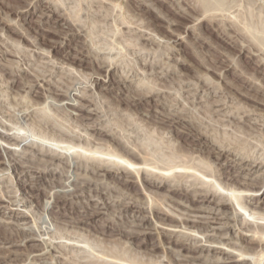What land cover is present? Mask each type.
Instances as JSON below:
<instances>
[{"label":"rangeland","instance_id":"1","mask_svg":"<svg viewBox=\"0 0 264 264\" xmlns=\"http://www.w3.org/2000/svg\"><path fill=\"white\" fill-rule=\"evenodd\" d=\"M126 148L146 164L133 167ZM92 158L152 171L95 172ZM0 162V236L17 240L10 253L0 247L5 264L223 261L172 241L264 264L246 242L254 230L264 236V0H0ZM162 166L171 187L150 184ZM182 187L232 198L222 239L190 227L161 233L173 217L219 213L192 205Z\"/></svg>","mask_w":264,"mask_h":264},{"label":"bare ground","instance_id":"2","mask_svg":"<svg viewBox=\"0 0 264 264\" xmlns=\"http://www.w3.org/2000/svg\"><path fill=\"white\" fill-rule=\"evenodd\" d=\"M101 65V64H100ZM106 66V65H105ZM98 69V68H97ZM85 95V94H84ZM43 102V101H42ZM36 104V103H35ZM33 116V115H32ZM163 116V115H162ZM167 116V115H166ZM169 118H171V117H169ZM178 118V117H177ZM184 119V118H183ZM46 121V120H45ZM165 123V122H164ZM45 124V123H44ZM8 126V125H7ZM35 126V125H34ZM37 126V125H36ZM50 126V125H49ZM58 126V125H57ZM50 128H52V127H50ZM54 128V127H53ZM52 128V129H53ZM194 128V127H193ZM58 129V128H57ZM195 129V128H194ZM188 130H190V129H188ZM51 131H53V130H51ZM59 133V132H58ZM62 133V132H61ZM68 133V132H67ZM201 134V133H200ZM61 135V134H60ZM189 135V134H188ZM194 135V134H193ZM72 138H74V137H72ZM118 139V138H117ZM58 142H60V141H58ZM62 142H64V141H62ZM97 142V141H96ZM116 142V141H115ZM59 145V144H58ZM114 145H116V144H114ZM125 145V144H124ZM8 146V145H7ZM119 146V145H118ZM62 147V146H61ZM79 147V146H78ZM87 147V146H86ZM109 147V146H108ZM60 148V147H59ZM77 148V147H76ZM94 148V147H93ZM102 148V147H101ZM100 148V149H101ZM122 149H123V147H121ZM121 148L119 147V149L121 150ZM41 149V148H40ZM55 149V148H54ZM66 149H68V148H66ZM75 149V148H74ZM39 150V149H38ZM58 150V149H57ZM69 150H70V148H69ZM71 150H72V148H71ZM46 151V150H45ZM83 151V150H82ZM110 152H112V149L111 150H109ZM123 151H125V153H126V159L128 160V162L130 163V164H132V166L134 167V164H146V162H147V159H146V157H144L143 155H141V153H138L137 151H129L127 148L126 149H124ZM39 152V151H38ZM65 152V151H64ZM67 152V151H66ZM86 152V151H85ZM104 152V151H103ZM118 152V151H117ZM142 152V151H141ZM47 153V152H46ZM50 152H48V154H49ZM71 153H72V151H71ZM65 154V153H64ZM85 154V153H84ZM111 154H113V152L111 153ZM47 155V154H46ZM49 156V155H48ZM54 156V155H53ZM92 156V155H91ZM98 156V155H97ZM146 156V155H145ZM148 156V155H147ZM57 157H58V155H57ZM102 157V156H101ZM109 157H111L110 155H109ZM115 157V156H114ZM56 158V157H55ZM60 158V157H59ZM103 158V157H102ZM105 158V157H104ZM113 158V157H112ZM112 158H110V160L112 159ZM116 158V157H115ZM120 158V157H119ZM148 158V157H147ZM51 159H53V157L51 158ZM96 159H98V158H96ZM100 159V158H99ZM107 159V158H106ZM109 159V158H108ZM92 160H93V158H92ZM125 160V159H124ZM152 160V159H151ZM4 161V160H3ZM58 161V160H57ZM100 161H101V159H100ZM44 162V161H43ZM47 163L49 162V161H46ZM93 163V165L95 166L94 167V171L95 172H99L100 170H103V169H108V168H112V167H115V168H117V169H122L124 172H126V173H128L129 174V177H136V176H139L140 175V173H141V175H144V176H141V177H143L144 179H146V177H145V174H150V172L152 171H149L150 169H148V171L145 169V168H143L142 170H144V171H141L140 172V169H141V166L139 165V167L137 168V170H133V169H131L130 167H128V166H126V165H124L123 166V164L121 165L120 164V162H119V164H118V162H115L114 160H113V162H112V165H107L105 162H106V160H105V162H103V163H101V162H99V161H96V160H93L92 161ZM110 162V161H109ZM255 162V161H254ZM0 163H4V162H0ZM121 163H123V162H121ZM250 163V162H249ZM251 163H252V161H251ZM250 163V164H251ZM125 164V163H124ZM156 164V163H155ZM170 164H173V163H170ZM253 164V163H252ZM255 164V163H254ZM261 164V163H260ZM260 164H257V165H253V168H255V170H257L258 169V172H259V170L261 171V168L263 167V165H262V167H261V165ZM90 166V165H89ZM148 166V165H147ZM169 165H167V167H168ZM251 166V165H250ZM85 167V166H84ZM87 167V166H86ZM132 167V168H133ZM149 167V166H148ZM153 167V166H152ZM161 167V166H160ZM167 167H165L164 166V169H166ZM170 167V166H169ZM174 167V166H173ZM252 167V166H251ZM91 168V167H90ZM92 168H93V166H92ZM175 168V167H174ZM193 168V167H192ZM244 168V167H243ZM79 169V168H78ZM84 169V168H83ZM135 169V168H134ZM164 169H163V166H162V168H160V170L158 171V172H155V173H153L154 174V176H156L157 178H154V180L152 179L151 181H150V184L152 185V186H154V187H160V186H162L163 184H170V182L171 181H174V179H172V180H170V176L168 175V174H164L165 172H163L164 171ZM176 169V168H175ZM184 169H186V168H184ZM189 169V168H188ZM188 169H186L185 170V172H183V173H180V176L181 177H187V176H190V175H192V172H188ZM194 169V168H193ZM80 170V169H79ZM111 170V169H110ZM115 170V169H114ZM168 171L169 170H173V169H167ZM199 170V169H198ZM83 171V170H82ZM156 171V170H155ZM167 171V172H168ZM170 171V172H171ZM184 171V170H183ZM192 171V170H191ZM85 172V171H84ZM106 172V171H105ZM118 172V171H117ZM179 172H181V170L179 171ZM178 172V173H179ZM194 172V171H193ZM257 172V171H256ZM19 173V172H18ZM40 173V172H39ZM36 174V177H35V180L36 181H41L42 179L44 180L45 178H43V175L42 174ZM90 173V172H89ZM91 173H93L92 171H91ZM107 173H108V171H107ZM109 173H110V171H109ZM205 173V172H204ZM22 174V173H21ZM45 174V173H44ZM152 174V173H151ZM211 174V173H210ZM209 174V177H211V175ZM114 175V174H113ZM119 175V174H118ZM171 175V174H170ZM208 175V174H207ZM127 176V175H126ZM178 176H179V174H178ZM193 176V175H192ZM200 176V175H199ZM44 177H45V175H44ZM129 177H127V178H129ZM245 177V176H244ZM250 177V176H249ZM127 178H126V180H127ZM132 178L130 179V180H132ZM252 178V177H251ZM250 178V179H251ZM176 179H178L177 178V176H176ZM206 179H209V178H206ZM206 179H204V180H206ZM231 179V178H230ZM232 179H234L235 181H237V182H239V183H241V181H243L241 184H243V185H245V186H248V187H250V188H252V189H250V190H252L253 191V189H257V188H260V189H262L263 187H262V185L261 186H258V185H254V184H248V183H246L247 181V179L248 178H242V177H237V178H232ZM185 180H187V179H185ZM36 181H35V183H36ZM257 181V180H256ZM34 182V181H33ZM178 182V181H177ZM253 182V181H252ZM173 183V182H172ZM205 183V182H204ZM33 184V183H32ZM180 184V183H179ZM178 184V185H179ZM257 184V183H256ZM83 185V184H82ZM77 186H79L78 184H77ZM76 185H75V187H77ZM173 186V185H172ZM183 186V185H182ZM170 187H171V184H170ZM179 187V186H178ZM78 188V187H77ZM79 188H81L80 186H79ZM179 189V188H178ZM177 189H171V191H176ZM181 190V189H180ZM184 189H183V187H182V191H183ZM187 193H186V192ZM189 191H188V189H185L184 190V193H186V195L185 194H182L184 197H186L190 202H191V204L193 205L194 203H200L201 204V206L204 204V203H209L210 204V206L209 207H211L210 209H214V210H217V211H219V213H216V212H214V213H211L209 216H205V217H202V216H198V215H189L190 217H184V218H179V217H173V219L174 220H176L177 222H175V223H177V224H174V225H169V224H165L164 222L162 223V226L160 227L161 228V233L162 234H164V235H166L167 234V232L169 231V229L167 228V226H173V227H182V228H186V227H190V228H194V229H198V230H207V231H210V232H212V233H210V234H205V241H209V240H213V239H215L216 238V240H217V238H219V239H222L223 237H222V233H228V231L229 230H231V228L230 227H227V226H223L222 224H224V223H229L231 220H232V218L230 217L231 215H233V214H235V209L234 208H231V204H233V201L231 202V200H232V198H230V202H228V201H219V200H217L219 197H221L222 196V194H221V192L220 193H217L216 192V190H211L210 188H201V189H199V190H197V189H195V190H193V195H192V193L190 194V193H188ZM199 192V193H198ZM56 193V192H55ZM62 195H64V194H62ZM61 195V196H62ZM192 195V196H191ZM253 195V194H252ZM54 200H55V204H56V206H60L61 204H64L65 205V203H64V200H66V199H64L63 200V197H62V199H61V197H60V195H56V196H54ZM200 198H202V199H200ZM67 201V200H66ZM4 202H7L6 200H4L3 198H1L0 197V209H2V208H7L8 206H7V204L6 203H4ZM158 202V201H157ZM103 203V202H102ZM135 203V202H134ZM6 204V205H5ZM133 204V203H132ZM240 204V203H239ZM199 205V204H198ZM63 205H61V207H62ZM124 206V205H123ZM233 207V206H232ZM125 208V207H124ZM131 208V207H130ZM133 208V207H132ZM236 208V207H235ZM120 209V208H119ZM123 209V208H122ZM234 209V210H233ZM130 210V209H129ZM203 209H201V207L200 206H192L191 207V211L192 212H201ZM85 211V210H84ZM143 211V210H142ZM87 212V211H86ZM138 212V211H137ZM139 212H141V211H139ZM158 213H159V211H158ZM161 213V212H160ZM17 214V213H16ZM136 215V214H135ZM143 215V214H142ZM162 215H163V213H162ZM164 215H169L168 213H166V214H164ZM223 215V216H222ZM146 216V215H145ZM136 217H137V215H136ZM251 217V216H250ZM142 218V217H141ZM252 218V217H251ZM262 217H260V219H261ZM138 219V218H137ZM146 219H148L147 217H146ZM146 219L144 218H142V219H140V217H139V220H140V222L142 221V222H144V221H146ZM259 219V218H258ZM251 222V221H250ZM145 224V223H144ZM140 225V224H139ZM138 226V225H137ZM145 228V227H144ZM247 228V227H246ZM16 229V228H15ZM142 230V229H141ZM168 230V231H167ZM260 230H262L261 229V226H260ZM258 231V230H257ZM26 232V231H25ZM171 232V231H170ZM254 233H252V235H251V238H249V240H247L246 239V242H248V243H252V244H256V247L255 248H252L254 251H262V253L264 254V236L263 235H261L260 233H256V230H254L253 231ZM2 233V232H1ZM11 233V232H10ZM22 233V232H21ZM136 233V232H135ZM3 234V233H2ZM20 234V233H19ZM23 234V233H22ZM140 234V233H139ZM169 234V233H168ZM260 234V235H259ZM15 235V234H14ZM12 236V234H11V236H6V237H1L0 236V244L2 245V246H0V247H5V248H7V252L9 251V253H10V250H8V247L9 246H12V245H15L16 243V239H13V237L15 238V236ZM21 235V234H20ZM186 235V234H185ZM3 236V235H2ZM19 236V235H18ZM30 236V235H29ZM25 237H28L27 236V234H23V237L21 236V239H20V236H19V240H23V238H25ZM17 238V237H16ZM29 238V237H28ZM191 238V237H190ZM194 238V237H193ZM18 239V238H17ZM16 240V241H15ZM19 243V242H18ZM51 243V242H50ZM172 243L173 244H177V245H181L182 244V246H184V249L188 252V253H190V256L192 257V258H195V256H194V254H196V253H198L199 251H205V250H207V251H212V252H216L217 254H219V255H222V259H223V261H221L219 264H247V261H244V260H241V259H236V258H234V257H236L235 255H234V257L231 255V253L229 254V252H225V251H223V250H221V249H217V248H215V247H212V246H206L205 248L204 247H198V248H192V247H188V246H185L186 244L185 243H182V242H180V241H172ZM209 244H211V243H209ZM6 245V246H5ZM250 247V246H249ZM247 248V250H249V249H251V248ZM33 249V248H32ZM238 249V248H237ZM244 249V251H242L241 252V254H240V256L241 255H247L246 253H247V250H245V248H243ZM235 250V249H234ZM252 250V251H253ZM2 251V252H1ZM4 251H5V249H4ZM29 251H31V250H29ZM41 252L42 250H38V252ZM229 251V250H228ZM6 252V253H7ZM233 252H235V251H233ZM2 253H4L3 252V249L1 250L0 249V264H5L7 261H9V256L6 254V255H3ZM237 253H238V251H237ZM191 254H193V255H191ZM44 255H45V252L43 253H37V254H32V253H28L25 257H26V259H29L30 257V261H32V260H42V259H44L43 257H44ZM258 255V254H257ZM261 255V254H260ZM19 256V255H18ZM239 256V255H238ZM252 256V255H251ZM263 256V255H262ZM187 257V256H186ZM190 257V258H191ZM258 257H259V255H258ZM15 258H17V257H15ZM80 258H82V257H80ZM21 259V258H20ZM182 259V258H181ZM248 259V258H247ZM14 260V259H13ZM17 260V259H16ZM22 260V259H21ZM63 260H64V258H63ZM67 260V259H66ZM104 260H105V258H104ZM122 260V259H121ZM152 260V259H151ZM190 260V259H189ZM24 261V260H23ZM22 261V262H23ZM27 261V260H26ZM29 261V262H30ZM45 261V260H44ZM25 262V261H24ZM28 262V263H29ZM60 262V261H59ZM149 262V261H148ZM254 262V261H253ZM258 262V261H257ZM9 263V262H8ZM31 264L33 263V262H30ZM29 263V264H30ZM39 263H41V262H39ZM61 263V262H60ZM59 263V264H60ZM70 263H71V261H70ZM94 263V262H93ZM34 264H35V262H34ZM38 264V263H37ZM85 264V263H84ZM97 264H100V263H97Z\"/></svg>","mask_w":264,"mask_h":264}]
</instances>
